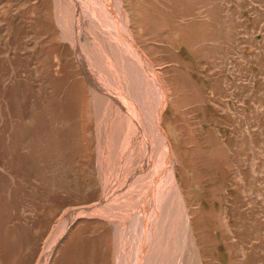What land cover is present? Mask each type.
Listing matches in <instances>:
<instances>
[{"label":"rangeland","instance_id":"obj_1","mask_svg":"<svg viewBox=\"0 0 264 264\" xmlns=\"http://www.w3.org/2000/svg\"><path fill=\"white\" fill-rule=\"evenodd\" d=\"M121 1L166 93L161 129L186 216L175 235L160 210L141 264H264V0ZM62 36L56 0H0V264H42L53 242L47 264H132L135 216L127 234L121 224L140 197L104 201L120 111L86 81L113 74L91 37L80 55ZM121 43L105 54L147 87L153 114L157 90Z\"/></svg>","mask_w":264,"mask_h":264},{"label":"bare ground","instance_id":"obj_2","mask_svg":"<svg viewBox=\"0 0 264 264\" xmlns=\"http://www.w3.org/2000/svg\"><path fill=\"white\" fill-rule=\"evenodd\" d=\"M56 18L62 29L64 38L70 40L80 55H83L84 51L81 42L82 34L91 37L95 48L99 50L98 54L100 56L102 55L105 61V66L107 65V68L113 74V78L111 79L103 75H99V78L96 80L90 79L92 85L101 94L107 96L119 108L118 111H120V114H112L118 123H115V125L117 126L116 134L118 139L116 141L119 142V149L117 161L115 160L116 165H114L112 171L110 169V177L104 180V201L107 204L115 201L116 204L120 200L127 199L134 192L140 197L138 203L135 204V211L132 213L129 212V215L127 217L125 216L121 225L123 230L126 231L125 234H127L128 217L132 218L135 216L130 228H132V234H138L137 237L139 236V238L137 240V237L133 238L129 236L127 240L130 242L136 239L135 241L137 242L135 244L132 243V245L134 244V252H136V259L134 258L135 260L132 264H141L143 260L142 254L156 230H158L156 221L162 208H167L165 211V219H170L168 224L171 223L170 226L174 228L175 232L173 231V234L176 235L179 228L181 227L183 229L186 224V216H184L185 209L174 176V158L169 143L166 141L165 134L161 129L162 113L167 102L165 90L159 81V77L151 69L152 67L149 66L144 56L131 40V35L128 30V19L123 11L121 0H56ZM118 39L127 46H125V49L129 48L131 56L140 61L138 66L145 76L151 79L153 86L157 90V104L153 114H149L144 106L145 99L143 98L141 90L145 93L144 90L147 87H144L142 82H139L136 77L137 75H133L130 71L132 69L128 70L125 66L118 63L121 67V69L118 68V72L114 66L115 64L110 59L111 57L109 58L105 54L104 45L107 44L105 42L110 43L113 40L117 43ZM117 57L120 61V53L117 54ZM123 74L126 76L121 81L120 77ZM110 127L112 126L110 125ZM133 163L135 164V168L129 174H124V170ZM156 172H158L157 176L154 177ZM146 187L148 188V192L143 193ZM142 207L143 210L139 211ZM176 210L177 212L184 210V213L179 214V221L176 218L177 220L175 222L172 219L174 215L171 213L173 211L176 212ZM93 211L95 212V210ZM141 212L144 215L142 222L139 220ZM82 213L83 211H78L72 218ZM72 218L70 219L72 220ZM138 223H142L140 232H137ZM170 230L172 232L171 228ZM64 232L65 226L62 227V230L57 236L60 237ZM120 237L125 240L124 234H121ZM53 244L54 242L45 253L46 256L42 264H47V256L51 252Z\"/></svg>","mask_w":264,"mask_h":264},{"label":"water","instance_id":"obj_3","mask_svg":"<svg viewBox=\"0 0 264 264\" xmlns=\"http://www.w3.org/2000/svg\"><path fill=\"white\" fill-rule=\"evenodd\" d=\"M85 77H86V76H85ZM86 81H87V82H90V79L86 77ZM168 143H169V142H168Z\"/></svg>","mask_w":264,"mask_h":264}]
</instances>
